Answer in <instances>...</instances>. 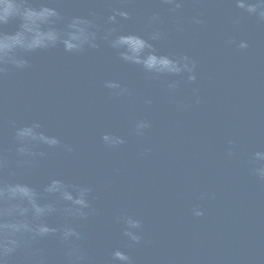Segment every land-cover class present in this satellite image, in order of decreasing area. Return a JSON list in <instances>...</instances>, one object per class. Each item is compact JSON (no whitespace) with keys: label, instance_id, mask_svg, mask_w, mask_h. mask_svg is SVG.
Wrapping results in <instances>:
<instances>
[{"label":"water","instance_id":"obj_1","mask_svg":"<svg viewBox=\"0 0 264 264\" xmlns=\"http://www.w3.org/2000/svg\"><path fill=\"white\" fill-rule=\"evenodd\" d=\"M32 2L55 3L65 16L95 11L101 23L111 15L110 0ZM126 2L133 19L121 21L120 30L147 37L150 17L159 13L163 23L156 27L164 37L158 50L189 54L197 62V82L170 92L165 81L124 64L103 43L99 51L78 55L62 48L35 54L29 69L0 77L6 178L41 185L58 177L91 186L97 211L82 230L92 264H110L115 248L134 264H264V181L253 174L264 164L253 163L264 151V23L232 0H184L179 12L161 0ZM197 16L203 26L192 23ZM17 26L12 21L4 30ZM241 40L247 49H238ZM108 81L128 93L115 95ZM139 120L151 123L143 136L135 133ZM33 121L74 151L56 150L34 168L18 169L15 127ZM105 133L126 143L109 148ZM124 216L142 221L141 244L122 236L117 217ZM39 246L57 264L59 242ZM10 264H24V257Z\"/></svg>","mask_w":264,"mask_h":264},{"label":"clouds","instance_id":"obj_2","mask_svg":"<svg viewBox=\"0 0 264 264\" xmlns=\"http://www.w3.org/2000/svg\"><path fill=\"white\" fill-rule=\"evenodd\" d=\"M235 7L264 23V0H232ZM172 12H179L184 0H161ZM118 5V6H117ZM111 15L103 23L95 11L87 15L65 16L55 3H33L32 0H0V77L10 70L23 71L31 67V57L63 49L69 54H83L99 51L101 44L113 50L118 59L127 65L141 69L153 80L166 82L170 92H176L182 82H197V62L185 52L161 53L157 44L163 42L164 33L156 27L163 23L159 13H153L149 24L151 30L145 35L120 30L121 21L133 19L126 0H110ZM17 21L12 32L4 26ZM239 19L234 25H239ZM192 23L203 26L205 21L193 17ZM235 43V41H230ZM249 47L241 40L238 49ZM105 87L116 90L115 95L128 93L127 87L108 81ZM151 104V101H147ZM151 127L147 120L135 124V133L143 136ZM102 141L109 148L126 143L117 134L105 133ZM16 167L34 168L56 150L72 153V145L60 137L50 134L39 121H33L14 132ZM234 153L231 149L228 155ZM264 162V151H257L253 163ZM9 169L5 158L0 155V264H10L18 254L24 257V264H50L47 251L41 242L55 239L61 247L57 264H92L85 246L83 226L89 222L96 209L93 206L91 186L69 182L63 178L50 177L41 185H34L20 179H8ZM253 174L264 181V164L253 168ZM11 177L15 171H8ZM196 211V216H203ZM122 224V236L131 245L141 244L143 223L133 216L117 217ZM110 264H134L133 258L124 250L115 248L110 254Z\"/></svg>","mask_w":264,"mask_h":264}]
</instances>
